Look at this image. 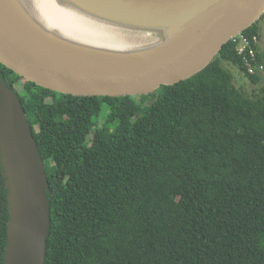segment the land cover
Wrapping results in <instances>:
<instances>
[{
    "label": "trees",
    "instance_id": "trees-1",
    "mask_svg": "<svg viewBox=\"0 0 264 264\" xmlns=\"http://www.w3.org/2000/svg\"><path fill=\"white\" fill-rule=\"evenodd\" d=\"M242 35L264 66L258 24ZM222 61L262 81L235 40L202 72L140 97L60 94L0 63L46 166V264H264V88L237 89ZM8 219L0 171V264Z\"/></svg>",
    "mask_w": 264,
    "mask_h": 264
},
{
    "label": "water",
    "instance_id": "water-1",
    "mask_svg": "<svg viewBox=\"0 0 264 264\" xmlns=\"http://www.w3.org/2000/svg\"><path fill=\"white\" fill-rule=\"evenodd\" d=\"M3 1L0 63L37 86L76 97L147 96L186 81L264 14V0H59L118 26L122 36L140 31L149 41L124 39L142 48L106 53L69 40L57 27L48 30L50 20H38L27 0ZM0 171L9 216L3 264H46L51 226L46 166L21 100L3 79Z\"/></svg>",
    "mask_w": 264,
    "mask_h": 264
},
{
    "label": "bare ground",
    "instance_id": "bare-ground-1",
    "mask_svg": "<svg viewBox=\"0 0 264 264\" xmlns=\"http://www.w3.org/2000/svg\"><path fill=\"white\" fill-rule=\"evenodd\" d=\"M3 1V0H2ZM33 7H31V13H35V17L38 20L43 19L42 17L50 20L52 24L47 26L42 20L43 24L48 30H52L50 27L62 28L63 24L68 20L71 22L78 23L79 25H88L90 23L93 26V30L97 32L96 39L81 40L68 36V34H63L66 38L69 37V40L84 44V45H93L94 48L101 49L106 53H115V52H131L142 47H135L133 45H128L126 40L121 38L122 34L119 30V27L110 24L108 22L90 17L85 15V13L75 6L69 3H62L59 0H27ZM4 2V1H3ZM29 5V4H28ZM42 16V17H41ZM38 23V22H37ZM42 24V23H41ZM97 29V30H96ZM62 34V33H61ZM108 35L111 37L112 41H107ZM124 37V36H123ZM143 36H132L131 39H141ZM92 43V44H91ZM95 44V45H94Z\"/></svg>",
    "mask_w": 264,
    "mask_h": 264
},
{
    "label": "rangeland",
    "instance_id": "rangeland-1",
    "mask_svg": "<svg viewBox=\"0 0 264 264\" xmlns=\"http://www.w3.org/2000/svg\"><path fill=\"white\" fill-rule=\"evenodd\" d=\"M71 21L72 20H68L67 22H65L63 24L62 28L60 29L62 34H68V36H72L74 38L81 39V40L96 39L97 32H95L93 30L94 27L91 26L90 23L88 25H79L78 23H74ZM257 24H258L259 32H260L259 50L261 52V55L264 58V14L258 20ZM138 32H140V31H138ZM137 33H134V34L126 33V34H124V37L121 36V38L123 40L124 39L130 40L132 36L140 35ZM141 36H144V35L141 34ZM152 39L156 40L157 38L154 36V38H152ZM132 40L134 42H137L138 44L139 43L140 44H146L149 42V41L146 42L147 41L146 39H136V40L132 39ZM107 41H112L111 37L109 35H108ZM263 62H264V60H263ZM221 66L225 71H227L233 75L234 84H235L236 88L243 91L248 96H253L254 94H258L264 88V72H263V74H259L262 81L258 84H255V83H253L252 79L249 76L242 73L241 70L236 65L229 63V62H226V61H222ZM146 99L148 101L150 100L152 103L153 101H155L156 96H151V97H148ZM150 101H149V103H150Z\"/></svg>",
    "mask_w": 264,
    "mask_h": 264
},
{
    "label": "built area",
    "instance_id": "built-area-1",
    "mask_svg": "<svg viewBox=\"0 0 264 264\" xmlns=\"http://www.w3.org/2000/svg\"><path fill=\"white\" fill-rule=\"evenodd\" d=\"M233 40L238 42L239 54L244 56V62L246 63V67L249 74L254 75L259 72H264L263 65L256 66L252 63V61H255L257 57H256V51L253 48H251V40L248 37L243 36L242 34H240L238 37H236ZM253 41L259 43L256 37L253 38ZM248 47H250L247 52L249 56H246L245 51L247 50Z\"/></svg>",
    "mask_w": 264,
    "mask_h": 264
}]
</instances>
